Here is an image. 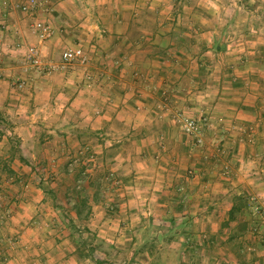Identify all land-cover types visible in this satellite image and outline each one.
Listing matches in <instances>:
<instances>
[{
  "label": "crops",
  "instance_id": "0c3cea01",
  "mask_svg": "<svg viewBox=\"0 0 264 264\" xmlns=\"http://www.w3.org/2000/svg\"><path fill=\"white\" fill-rule=\"evenodd\" d=\"M49 1L56 23L53 38L43 44L29 34L12 8L14 1L0 0V54L9 65H0V76L4 75L0 98L6 102L0 110L13 104L6 75L15 74L13 66L22 60L20 43H39L42 54L51 57L60 45L70 47L72 35H84L87 63L74 65V70L49 73L60 78L49 86L48 92L56 93V97L38 109L43 115L37 118L49 120L52 112L58 111V122L27 121L14 128L18 138L24 143L34 141V122L48 129L55 127L58 135H43L40 143L48 141L42 148L58 136L56 141L62 142L64 152L72 153L80 163L83 158L93 161L88 164L90 173L99 167V160L103 162L107 172L120 178L115 182L120 190L108 200L124 207V217L130 222H139L140 214H144L137 207L175 209L177 212L169 215L171 223H192L193 228L183 237L190 242L201 238L198 249L190 243L180 251L185 258L179 264H192L189 262L195 258L191 255L196 251L200 258L197 264H212L210 252L219 254L213 264H223L226 258L232 262L230 258L244 248L245 243L237 244L238 240L248 238L241 239L240 233L235 234L236 228H248L255 218L252 210L264 208V36H246L242 42L230 37L219 39L213 28L200 25L197 41L184 36L175 41L165 36L168 32L174 36L175 29L159 23L155 37V30L148 32L130 16L124 18L122 7L109 9V15L117 19L96 23L82 20V12L88 11L83 0ZM96 29L102 34H92ZM109 30L111 33L105 32ZM133 30L138 31L135 38L131 37ZM214 46L210 56L215 59H208V49ZM222 61L230 66L224 67ZM226 77L238 85L224 84ZM35 86L39 87L37 82ZM171 110L208 120L200 148L180 133L170 118ZM249 127H254L253 132L247 133ZM163 195L169 200L161 201ZM42 200L41 196L27 202L40 209L46 205ZM48 214L29 217L32 223L39 222L26 233L24 257L2 262L3 252L0 264H86V254L79 246L69 245L63 231L50 226L52 215ZM154 216L163 218L158 211ZM113 221L101 217L97 223L98 232L111 244L126 238L124 233L113 231Z\"/></svg>",
  "mask_w": 264,
  "mask_h": 264
},
{
  "label": "rangeland",
  "instance_id": "374dc122",
  "mask_svg": "<svg viewBox=\"0 0 264 264\" xmlns=\"http://www.w3.org/2000/svg\"><path fill=\"white\" fill-rule=\"evenodd\" d=\"M13 1L12 8L21 16L29 34L32 33L36 37L33 34L31 26L38 19L45 21L52 27L53 34L51 38H53V27L56 23V15L51 12L52 10L50 11V7L52 8L53 4L49 0H41L42 4L39 9L31 14H25L20 9V5L24 0ZM83 1L88 11L82 12V20H89L90 22L96 21V23L106 21L108 23L113 18L114 20L117 19L109 15V9H119L122 7L124 9V18H129L130 16L131 20L133 19L135 23H141L148 32L155 30V37L158 34L157 26L159 23L167 26V29L170 27L172 31L175 29L174 36L171 35L172 32H168L165 35L169 38L174 37L175 41H179L183 36L197 41L196 39L199 38L197 28L200 25H203L206 29L208 27L213 28L212 31H215V37L218 36L219 39L222 37H230L231 39L235 38V40L239 39L242 42L246 36L249 38L250 36H264V0ZM130 12L132 15H129ZM111 29L113 28L111 27ZM216 31L220 34L217 35ZM105 32L109 34L111 30ZM87 33L91 35V32L87 31ZM96 33L98 35L102 34L97 29L92 30V34ZM137 33L138 31L133 30L131 37L135 38ZM70 34L74 33L71 31ZM79 37L76 38L72 35V38L68 41L70 43L68 44H70V47H82L85 52V48L82 46V43L85 42L83 41L84 35H79ZM93 37L97 40L99 39L95 35ZM90 39L87 38V42L91 41ZM45 42L42 43L44 44ZM39 43L36 45L29 44L28 41L22 44L20 43L22 60L13 66L15 69L13 68L14 70L12 71L15 74L7 73L6 75L9 77V80H7L10 82L9 86L13 90V104L11 107L7 106L5 110H0V253H5L4 256H1L3 258V261H1L8 262V260H14L11 258L24 257L26 250L24 249L25 245L23 246V243L24 238H26V233L33 226L37 227L36 223L39 222L37 220L35 221L36 223H32L29 217H37L41 212L52 215L50 217L48 214L50 226L63 231L65 236H67V239H65L68 240L69 245L75 244V246H79L86 254L88 258V261L84 260L86 264L181 263L185 255L180 251H183L184 247L187 244L189 246L190 243V246L197 248L201 238L195 237L190 242L183 237L193 228L191 226L192 223H187L183 220L171 223L169 215L177 212L175 209L171 211L168 206H165V208L153 210L150 207L151 212L147 207H137L138 211L144 214H140L139 217L141 220L139 222H130L124 217L125 208L119 206L117 202L108 200L120 188V185L115 183L120 178L111 172H107L106 168L108 166H104L103 162L99 160L96 163V165L99 164V167H96L90 173L89 171L92 167H89L88 164L93 163V161H90L91 159L88 158H83L84 163L81 162V164L72 153L64 152L62 150L64 148L62 142L56 141L58 136L53 142L47 143L42 148L43 143L48 141L40 143L43 135H51L52 137L53 135H58L55 127L48 129L34 122L36 124L33 130L34 141L24 143L18 138L14 130L17 125H23L32 119H36L37 121L43 119L42 116L41 118H37L42 113L38 109L49 102H54L56 93H49V86L55 83V78L60 79L59 76H50L49 73H43L41 70L30 67L25 60L27 48L30 46L37 47L42 60L57 67L50 73L66 71L68 69L69 71L74 70L72 69L74 65H81L79 63H73L70 66L61 67V54L65 47H69L66 43L62 46L60 45V48L57 46L58 48H55L51 57L50 55L44 56L42 54ZM87 47L90 48L91 44L88 43ZM157 48L158 46L155 44V52ZM228 48L226 50L230 51L231 49ZM208 50L209 52L205 57L215 59L213 57L211 58L210 55L214 53L216 47L214 46ZM260 54L262 53L260 52ZM4 56L0 54V65L9 67L8 63L6 64L1 60ZM224 61L226 60L224 59ZM222 63H224V67L226 68L230 66V64L227 65L223 61ZM1 78H4V75H1ZM49 79L51 80L50 82H48ZM230 79L226 77L224 84L232 82V85H238L235 80L232 81ZM90 81L88 80V82ZM35 82H37L39 87L35 86ZM3 99L4 97L0 98L1 107H5L6 102ZM8 108L14 110L9 112ZM176 111H170L172 121L173 114ZM180 111L186 113L183 110ZM57 112H54V115L52 112L49 116L50 119L45 120L44 118L43 121L50 124L57 123L59 119V112ZM196 119L202 120L204 118L196 117ZM207 122L208 120L206 119L204 124L207 125ZM205 125L202 126V130ZM253 128L248 129L247 133L253 132ZM43 129L53 130L55 132L48 134ZM201 146L196 147L200 148ZM81 170L85 172L79 175L78 173ZM186 174L190 176L189 170H187ZM27 184L31 185L30 189L26 187ZM76 185H81V187L85 188L78 189ZM166 195H163L161 201L165 202L169 200ZM41 196L43 197L42 201L46 204L44 208L39 209L28 204L27 199H39ZM89 202L92 204H88ZM237 203L240 205L239 202ZM250 207V204H246L247 209ZM261 209L264 208L261 207ZM126 210L128 211V208ZM154 211H158L159 214L161 213L163 218L154 216ZM252 211L254 212L255 210ZM178 213L180 214L181 211ZM253 215L255 216V212ZM101 217H106L107 220H114L111 223L114 229L113 231L119 234L124 233L126 238L112 244L107 241V236L98 232L97 229V223ZM90 219L92 220L90 221ZM91 222H95V224H91ZM255 222L256 216L252 219L248 228L245 225L236 228L237 232L235 234L240 233L241 239L245 238L244 236L248 238L241 241L238 240L237 244L241 243L243 245L245 243L243 251L239 249L240 251L230 258L233 259L232 262L226 258V262L223 264H264V243L256 238L252 232V227ZM198 228L199 224L196 223L195 229ZM195 233L197 234V232ZM112 248H115V251L111 250ZM117 250L120 253H117ZM258 253H260V256L257 255ZM217 256L219 254L215 256V254L210 252L209 262L212 264L216 262L215 258ZM191 258H195V260H191L189 263L197 264L199 261L196 260L200 259L198 252H194ZM18 261L20 262L22 260L18 259Z\"/></svg>",
  "mask_w": 264,
  "mask_h": 264
},
{
  "label": "built area",
  "instance_id": "2783aa9c",
  "mask_svg": "<svg viewBox=\"0 0 264 264\" xmlns=\"http://www.w3.org/2000/svg\"><path fill=\"white\" fill-rule=\"evenodd\" d=\"M41 0H24L20 5L23 13H32L39 9ZM32 31L36 35L40 43L47 41L53 34L52 27L45 21L36 19L32 24ZM25 60L30 67L41 70L43 73H50L57 67L51 63H46L42 60L39 50L35 46H30L26 50ZM73 63L85 65L87 63V56L82 47L75 46L65 49L61 54V67L70 66ZM206 119H196L181 111H176L173 114V122L179 128L180 132L192 140L195 146L203 144L202 126ZM256 222L252 227L253 235L264 243V209L256 207L254 209Z\"/></svg>",
  "mask_w": 264,
  "mask_h": 264
}]
</instances>
